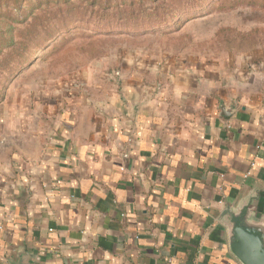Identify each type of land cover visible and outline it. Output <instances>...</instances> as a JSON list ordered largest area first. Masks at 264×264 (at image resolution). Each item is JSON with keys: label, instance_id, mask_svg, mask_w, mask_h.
<instances>
[{"label": "crops", "instance_id": "1", "mask_svg": "<svg viewBox=\"0 0 264 264\" xmlns=\"http://www.w3.org/2000/svg\"><path fill=\"white\" fill-rule=\"evenodd\" d=\"M117 72L0 142V264H241L220 214L264 217V47Z\"/></svg>", "mask_w": 264, "mask_h": 264}, {"label": "rangeland", "instance_id": "2", "mask_svg": "<svg viewBox=\"0 0 264 264\" xmlns=\"http://www.w3.org/2000/svg\"><path fill=\"white\" fill-rule=\"evenodd\" d=\"M258 47L264 0H0V142L78 113L120 69Z\"/></svg>", "mask_w": 264, "mask_h": 264}, {"label": "water", "instance_id": "3", "mask_svg": "<svg viewBox=\"0 0 264 264\" xmlns=\"http://www.w3.org/2000/svg\"><path fill=\"white\" fill-rule=\"evenodd\" d=\"M255 200L249 196L236 208L226 207L220 214L230 250L241 264H264V217L255 216Z\"/></svg>", "mask_w": 264, "mask_h": 264}, {"label": "trees", "instance_id": "4", "mask_svg": "<svg viewBox=\"0 0 264 264\" xmlns=\"http://www.w3.org/2000/svg\"><path fill=\"white\" fill-rule=\"evenodd\" d=\"M251 49H255V48H251ZM251 49H249V50H251Z\"/></svg>", "mask_w": 264, "mask_h": 264}]
</instances>
